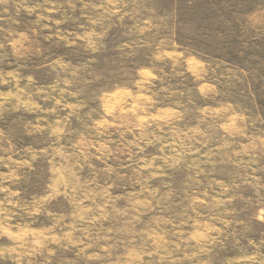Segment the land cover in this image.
<instances>
[{"label": "rangeland", "instance_id": "obj_1", "mask_svg": "<svg viewBox=\"0 0 264 264\" xmlns=\"http://www.w3.org/2000/svg\"><path fill=\"white\" fill-rule=\"evenodd\" d=\"M0 264H264V0H0Z\"/></svg>", "mask_w": 264, "mask_h": 264}]
</instances>
